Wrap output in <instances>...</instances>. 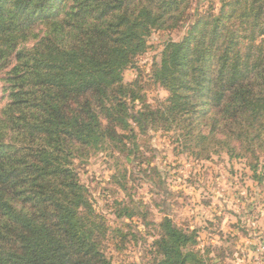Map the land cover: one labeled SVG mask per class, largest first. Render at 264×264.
I'll use <instances>...</instances> for the list:
<instances>
[{
    "label": "trees",
    "instance_id": "16d2710c",
    "mask_svg": "<svg viewBox=\"0 0 264 264\" xmlns=\"http://www.w3.org/2000/svg\"><path fill=\"white\" fill-rule=\"evenodd\" d=\"M221 3L153 65L170 96L135 110L144 97L125 71L154 30L180 25L188 0H0V264H112L75 163L124 152L134 124L176 128L203 158L264 155V0ZM160 226L159 264H203L189 232Z\"/></svg>",
    "mask_w": 264,
    "mask_h": 264
},
{
    "label": "rangeland",
    "instance_id": "374dc122",
    "mask_svg": "<svg viewBox=\"0 0 264 264\" xmlns=\"http://www.w3.org/2000/svg\"><path fill=\"white\" fill-rule=\"evenodd\" d=\"M221 7V0H188L177 28L152 32L147 51L124 74L144 97L130 104L135 110L145 103L156 108L170 96L152 79L165 44L183 40L197 18ZM3 85L0 78V110L7 102ZM134 127L137 136L126 139L124 152L110 146L75 163L96 212L107 220L102 246L112 264H159L155 242L165 218L193 236L186 248L203 264H264V155L255 160L217 150L203 158L179 142L176 128Z\"/></svg>",
    "mask_w": 264,
    "mask_h": 264
}]
</instances>
